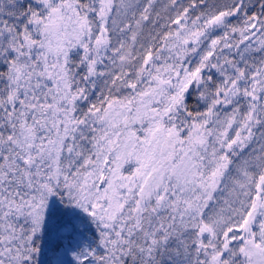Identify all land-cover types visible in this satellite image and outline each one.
I'll return each mask as SVG.
<instances>
[{
	"label": "snow or ice",
	"instance_id": "1",
	"mask_svg": "<svg viewBox=\"0 0 264 264\" xmlns=\"http://www.w3.org/2000/svg\"><path fill=\"white\" fill-rule=\"evenodd\" d=\"M0 264H264V0H0Z\"/></svg>",
	"mask_w": 264,
	"mask_h": 264
}]
</instances>
